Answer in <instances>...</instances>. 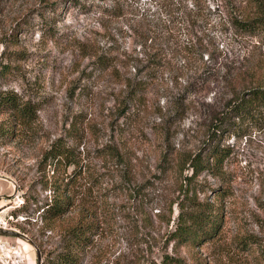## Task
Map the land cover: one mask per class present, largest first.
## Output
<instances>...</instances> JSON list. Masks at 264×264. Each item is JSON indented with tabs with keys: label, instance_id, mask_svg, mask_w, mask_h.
I'll list each match as a JSON object with an SVG mask.
<instances>
[{
	"label": "rangeland",
	"instance_id": "374dc122",
	"mask_svg": "<svg viewBox=\"0 0 264 264\" xmlns=\"http://www.w3.org/2000/svg\"><path fill=\"white\" fill-rule=\"evenodd\" d=\"M245 2L0 0V89L39 104L31 129L0 139V264L62 250L41 220L51 192L38 168L57 138L81 168L64 218L95 220L80 264H264V124L228 111L264 87V27L229 22ZM215 146L228 152L222 175H195L189 157ZM195 200L222 205L223 226L179 245L174 221ZM242 235L256 243L238 247Z\"/></svg>",
	"mask_w": 264,
	"mask_h": 264
},
{
	"label": "trees",
	"instance_id": "16d2710c",
	"mask_svg": "<svg viewBox=\"0 0 264 264\" xmlns=\"http://www.w3.org/2000/svg\"><path fill=\"white\" fill-rule=\"evenodd\" d=\"M234 7V6H233ZM264 4L262 0H246L243 9L231 12L229 22L240 31H254L264 27ZM1 73H9L10 66H2ZM39 104L32 98H24L16 92L0 89V139L3 143L15 141L23 136L26 129H31L38 118ZM233 117L249 121L255 126L264 124V87L256 86L247 93L238 96L231 102L229 110ZM222 123V122H219ZM74 130V129H73ZM71 130L70 132L75 134ZM228 152L215 146L206 155L200 153L190 156V167L194 174L201 171L221 176L223 163ZM73 169L67 173V167ZM38 168L43 174L45 185L51 192L50 199L45 202L41 211V220L46 225L57 224L63 247L60 251H50L45 256V264H80L81 252L90 243V235L95 229L94 216L87 211L79 210L76 216L64 218L72 206L73 199L69 194L77 177L81 174L79 156L72 146L65 144L61 138L54 140L47 149L41 152ZM220 190L218 195L223 196ZM89 213V214H88ZM225 212L220 204L208 200H195L189 211H181L172 231L173 239L179 245L201 246L203 242L214 238L224 223ZM236 245L249 249L256 241L250 236H239ZM198 259H202L198 255ZM167 264H185L181 259H163ZM203 262V263H202ZM201 264H206L205 259Z\"/></svg>",
	"mask_w": 264,
	"mask_h": 264
}]
</instances>
